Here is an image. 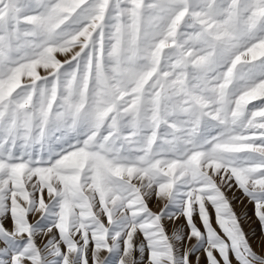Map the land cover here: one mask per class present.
<instances>
[{"label":"snow or ice","instance_id":"obj_1","mask_svg":"<svg viewBox=\"0 0 264 264\" xmlns=\"http://www.w3.org/2000/svg\"><path fill=\"white\" fill-rule=\"evenodd\" d=\"M0 264H264V0H0Z\"/></svg>","mask_w":264,"mask_h":264},{"label":"rangeland","instance_id":"obj_2","mask_svg":"<svg viewBox=\"0 0 264 264\" xmlns=\"http://www.w3.org/2000/svg\"><path fill=\"white\" fill-rule=\"evenodd\" d=\"M237 211H238V212L240 211L239 207H237ZM254 227H257V228H258V226H255V225H254Z\"/></svg>","mask_w":264,"mask_h":264}]
</instances>
